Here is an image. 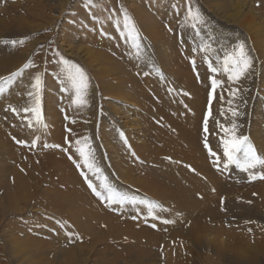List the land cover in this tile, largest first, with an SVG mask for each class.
<instances>
[{"label":"rangeland","instance_id":"1","mask_svg":"<svg viewBox=\"0 0 264 264\" xmlns=\"http://www.w3.org/2000/svg\"><path fill=\"white\" fill-rule=\"evenodd\" d=\"M237 3L243 8L236 9ZM136 7L146 15L140 16ZM189 7L198 10L204 21L195 29L194 21L187 18ZM263 8L264 0H0V80L11 77L0 94V264H251V255L255 264H264V199L251 187L264 180L249 181L248 173L235 164L224 168L220 145L224 133L217 123L231 127L235 122L236 134L247 136L264 160V47H258V38L236 21L238 11L244 15L254 10L258 18L264 17ZM125 12L139 34L138 48L121 35ZM146 20L161 28L163 46L150 37ZM5 40L18 43L13 47ZM241 43L252 66L239 80L229 81L222 62ZM94 52L109 57L125 74L103 78L110 62L108 66L98 62ZM61 57L86 73V104H73L75 92L61 71ZM209 63L218 69L216 73ZM185 72L204 91L194 101L201 104L198 114L180 100L186 96L193 100L192 89L180 85ZM37 74L43 81L40 102L46 127L34 122L30 128L32 114L23 109L32 102L28 93ZM214 78L221 84L209 105ZM132 95L138 101H130ZM230 108L239 115L233 117ZM188 112L189 123L184 116ZM166 114L184 131L194 129L206 167L224 181L222 191L206 183L208 175L184 160L192 146L184 141L168 146L162 141L160 135H180ZM206 135L209 147L220 157L219 166L204 147ZM84 137L108 183L121 196L137 201L135 205L108 207L107 201L93 195L81 172L98 189L100 180L75 152V142ZM45 144L59 147L45 148ZM253 171L264 173V166ZM188 174L208 186L206 194L219 215L190 219L166 194L151 191L157 181L170 187L175 185L171 178L180 182L179 176ZM19 176L26 184L23 190ZM80 193L89 198L83 201L84 215L72 205ZM93 205H97L94 212L111 214L115 222L89 215L87 209L93 210ZM148 205L157 206L151 215ZM196 224L223 232L217 238L224 258L209 242L215 233L209 231V237L195 243L189 230ZM131 227L159 235L146 248L155 257L138 260L130 254L137 248ZM142 241L148 243L146 238Z\"/></svg>","mask_w":264,"mask_h":264},{"label":"snow or ice","instance_id":"2","mask_svg":"<svg viewBox=\"0 0 264 264\" xmlns=\"http://www.w3.org/2000/svg\"><path fill=\"white\" fill-rule=\"evenodd\" d=\"M187 18L190 21H194L191 24L192 28H196L198 24H203V18L201 17L198 10H193L191 7L188 8ZM119 23V22H118ZM123 32L121 35H126L128 38L132 39L134 43H136L137 48L139 47V34L136 30V27L131 19V17L125 12L123 15ZM4 44H11L13 47L16 46L18 41H3ZM19 43L22 45L24 43L23 40H20ZM203 50V49H202ZM59 55V53H57ZM193 65L195 61L192 62ZM59 64L61 65V71L65 74L67 82L71 85V88L75 92V99L73 100V104L76 105H84L86 104V100L84 96L86 95V91L88 89V77L84 70L75 65L70 63L69 61L65 60L63 57L60 58ZM252 66V60L249 58L246 50L245 45L243 43L236 46L233 52L227 54L222 62V70L224 74L227 75V79L229 81H237L242 76H244L248 70ZM209 69L213 73H216L218 69L212 67L211 63H209ZM21 73H13L12 76L20 75ZM11 77L7 80H0V94H3L6 91V85L10 83ZM42 78L39 74L35 75L34 82L31 85L33 91L28 93L29 97L31 98L30 106H27L23 109V111L27 113H31L33 119L28 120V126L31 128L33 127V123L37 125L43 124V117L41 113V102H40V93L42 88ZM221 81L217 79H212L211 81V89L212 93L209 96V105H211V101L213 99V95L216 92L218 86H220ZM234 94V93H233ZM222 99V98H221ZM231 105V101L228 102ZM15 112L16 109H13ZM231 115L233 117H237L239 113L235 110L229 109ZM223 114V113H222ZM209 115H211V109H209ZM208 116L204 119V131L205 133L208 132ZM223 129V137L220 140V145L223 149V157L226 158V162L224 164V168L227 169L230 165L235 164L237 168L240 169L241 172L248 173L249 181H253L256 179L264 180V173L262 172H254L258 166H264V160L260 159L256 155V150L253 146L249 143V138L243 135L236 134L237 125L235 122L232 123L231 127L219 125ZM39 137L32 141V147L36 146ZM17 143L24 144L23 141H17ZM45 148L47 147H59V145H44ZM204 147L208 149L209 155L215 157L213 160V164L215 166H219L220 164V157L217 155L216 152L212 151L207 143V135L205 136V144ZM63 151H67V149H62ZM75 152L79 155L80 159L83 162V166L88 169L94 176H96L100 180L99 189L93 183V181L86 175L84 172H81V175L84 177L85 183L87 184L88 188L92 190L94 196H96L99 200L107 201L106 206L111 207L113 204H119L123 206L125 203L135 205L137 201L134 199L129 200L127 197L121 196L119 193L115 191V189L108 183L107 178L103 176L100 168L95 164L94 160L92 159L93 153L91 151L90 144L88 143V138L84 137L83 140H77L75 142ZM242 156V158H241ZM69 159H72V156H69ZM76 163L75 161H73ZM77 168H80L81 165L79 163L76 164ZM156 205H148L149 214L153 213V210L156 208ZM135 219V217H133ZM165 224L170 223V221L165 220L163 221ZM155 227V224L152 225ZM251 231V229H249Z\"/></svg>","mask_w":264,"mask_h":264},{"label":"bare ground","instance_id":"3","mask_svg":"<svg viewBox=\"0 0 264 264\" xmlns=\"http://www.w3.org/2000/svg\"><path fill=\"white\" fill-rule=\"evenodd\" d=\"M237 4L238 5H237L236 9L243 8L242 7L243 5H241L239 3H237ZM136 10H137V13L140 14V16L144 17V15H146V13L142 9L136 7ZM242 14H243V12L238 11V13L236 15V21L239 24L241 23V25L247 27V29H249L250 32H252L255 35V37L258 38V39H256L258 47H260V48L264 47V17H261L262 15L259 16V18L261 19L259 22L258 21L259 18L256 15L257 13L254 10H251V11L249 10V13H246L244 15H242ZM257 21L260 23L259 25L257 24L258 23ZM146 23L148 24L146 27V30L149 33L150 37L155 42V44H157V43L159 44L160 42H162L163 39L159 36V34L162 32H161V28L159 26H157L158 24H156V22H154L153 20H148V21L146 20ZM160 39H162V40H160ZM161 46H163V45L161 44ZM71 48H72V46H71ZM93 54H94V57L97 59L98 62L105 63L106 65L109 64V62H110V64H111V66L109 64V66L107 65L108 66L107 68H104L106 70V72H108V73L105 72V74H101L103 76V78L108 77L110 75L115 76L116 74H122L124 72V71H122V68L120 66L113 64L111 62V60H109V57L108 58L106 56L102 57L97 52H94ZM93 54H92V56H93ZM261 58L264 59V54L261 56ZM162 62H163V66H165L164 65L165 64L164 59L162 60ZM112 65H113V67H112ZM182 66H183V68L186 67L184 64H182ZM99 70H101V68ZM120 71H121V73H119ZM123 74H125V72ZM183 76H185L183 79L184 82L180 85H182V86L185 85L186 88L190 87L192 89L190 94H191L193 100H191L190 98L187 99V96L183 97L180 100L182 101L183 105H188V107L193 108L194 111L196 110L195 113L198 114L200 112L201 104L197 103V102H195V104H194V101L201 98L204 94V91L201 87H197L195 85L194 79L192 78V76L188 75V72H185ZM118 80H120V79H118ZM127 98H128V96H127ZM131 98L132 99H130V101H134V102L138 101V99H139L138 96H134V95H132ZM184 116H186L188 118V123H189L191 121V116H192L191 113H189V112L185 113ZM166 117L168 120H170L174 124L173 125L174 129H176L180 133V135L175 133V135H172V136H176L175 138H172L171 135H168V136L160 135L161 138H163L162 141H165V143L168 142L167 143L168 146H176V144H179V142H181V141H184L185 143H187V145L192 146L191 149H193V151L188 150V152H187L188 156L184 155L185 156L184 160H187L189 163L198 167L203 173L208 175V176L205 175L206 177H208V178H206L207 179L206 183L210 184V182H211V183H213V185H215V188L218 190V192L220 190L222 191V188L224 187V185H223L224 181L219 182V180L217 178H215L214 173L210 171L209 167H206L205 164L207 163V161L205 159V157H206L205 152L203 151V149L200 145L198 135L193 131L194 129L191 128L193 130H190L188 128V130L184 131L181 126L176 125L174 120L171 119L168 114H166ZM127 120H128V117H127ZM141 124L146 125L145 122H141ZM254 127L257 129V125H254ZM257 130L259 131L260 129H257ZM256 139L257 140L259 139L258 135H256ZM185 140H187V141H185ZM262 144L264 145V140H262ZM63 171L68 174V172L70 171V169L68 168V165L64 166ZM19 178L20 179H18L17 182H19V184L22 185L21 189L23 190V188L26 184L24 183V181L23 182L21 181V176H19ZM175 179L176 178H171V180L174 181L173 183L175 185L172 184L170 187L163 184L160 181H157V183L155 182V185L153 187H151L152 193L154 194L155 192H162L163 195L166 194L167 200L170 201L171 203L175 204L179 210L185 212L188 215V218H190V219H194L195 217H198V216H205L207 214H213V212H215L216 209L213 210L212 204H211L212 201L208 197V195L206 194L208 186L200 183V181H198V179L195 176H192L189 174L187 176L186 175L179 176L180 182L176 181ZM251 187L255 188L257 193L261 196V198L264 199V183L263 182L256 183L255 185H253ZM76 198L77 199H75V201L72 203V205L74 204L76 209H78V214L84 215V212H86V209H85V207H83V205H84L83 201H86L89 198L82 193L77 195ZM10 199H12V197ZM11 203H13V202H11ZM14 208H15V206H14ZM92 208H93V210L87 209V211H88L89 215H94L95 219H97V220H99V219H105V220L112 219V221L115 222L114 216L112 217L111 214L107 213L109 215L108 216V215H104V213L97 214L96 212H94V208L96 209L97 205H93ZM214 215H219V213L215 212ZM194 226L195 227H193L189 230V235L193 238V240L195 241L196 244L200 243L207 236L209 237V234H207V232L210 231L211 233L212 232L215 233L212 229H208L204 226L200 227V226H197V224ZM92 227H93V229H95L94 225ZM120 233L124 234V232H121L120 230H118V234H120ZM129 233L135 238V241H137V244H136L137 248H133L132 250H130L129 251L130 254L137 256L138 260H143L146 257H148V258L149 257H155V255L153 253H151V250H148L146 248L148 246L149 247L153 246L155 243L153 244L150 239L154 240L159 235L155 236L156 234L152 233L151 230H149V229L136 230V228H132V227H131ZM219 233L223 234V232L215 233L216 234L215 237H213V239L210 238L209 242L211 245H214L215 248L217 247L218 251L222 252V255H219V256L224 258V256H226V254L223 253V250L220 247V244L222 242H220L217 238L218 235H220ZM144 238H146L148 240L147 241L148 243L142 241V240H144ZM227 246H230V245L228 244ZM260 248H263V247L260 246ZM257 250L259 251V248H257ZM251 256H252V258L250 260V263L255 264V262H256L255 256L254 255H251Z\"/></svg>","mask_w":264,"mask_h":264}]
</instances>
